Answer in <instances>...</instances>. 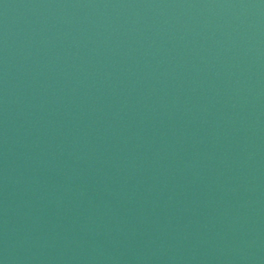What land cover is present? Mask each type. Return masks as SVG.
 Masks as SVG:
<instances>
[{"label":"water","instance_id":"1","mask_svg":"<svg viewBox=\"0 0 264 264\" xmlns=\"http://www.w3.org/2000/svg\"><path fill=\"white\" fill-rule=\"evenodd\" d=\"M0 264H264V0H0Z\"/></svg>","mask_w":264,"mask_h":264}]
</instances>
